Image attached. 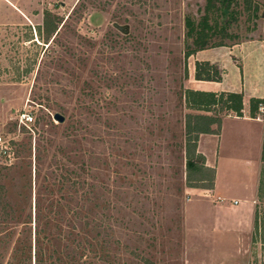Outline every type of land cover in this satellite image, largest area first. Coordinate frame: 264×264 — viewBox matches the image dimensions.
Masks as SVG:
<instances>
[{
  "label": "rangeland",
  "instance_id": "obj_1",
  "mask_svg": "<svg viewBox=\"0 0 264 264\" xmlns=\"http://www.w3.org/2000/svg\"><path fill=\"white\" fill-rule=\"evenodd\" d=\"M51 2L0 24V135L12 152L0 157V264H35L37 219L42 264H187L188 115L196 127L207 121L194 115L236 113L188 104L186 18L208 15L210 50L264 43V0H232L228 17L220 0L210 11L207 0ZM23 109L33 131L18 123ZM258 208L246 264H264V197Z\"/></svg>",
  "mask_w": 264,
  "mask_h": 264
},
{
  "label": "crops",
  "instance_id": "obj_2",
  "mask_svg": "<svg viewBox=\"0 0 264 264\" xmlns=\"http://www.w3.org/2000/svg\"><path fill=\"white\" fill-rule=\"evenodd\" d=\"M44 3L52 2L0 0V24L31 21ZM245 55L253 57L255 63L250 76ZM192 56L194 63L209 61L222 70L221 81L194 79L192 88L243 92L245 104L244 116L225 115L218 133L199 135L197 151L205 156L206 165L216 170L215 186L188 188L183 209L186 263L246 264L259 202L264 141V104L259 117L254 118L246 101L250 103L252 97L264 99V43L204 49ZM235 58L241 60V67ZM241 168L243 176L238 172Z\"/></svg>",
  "mask_w": 264,
  "mask_h": 264
},
{
  "label": "trees",
  "instance_id": "obj_3",
  "mask_svg": "<svg viewBox=\"0 0 264 264\" xmlns=\"http://www.w3.org/2000/svg\"><path fill=\"white\" fill-rule=\"evenodd\" d=\"M232 0H220L222 4V11L225 17L230 16V6ZM250 1V0H249ZM214 3V0H207V10L210 11ZM44 33L47 37V41L50 40L52 33L57 30L56 19L57 16L49 9L44 11ZM186 37L193 39V44L186 45L185 56L189 58L195 52L209 48L210 34H209V22L208 15H204L200 22L197 24L194 19L190 16L186 18ZM41 29V28H39ZM224 31L226 29H223ZM223 42L218 43L215 46H223ZM195 78L197 80H208V81H221L222 74L217 66L211 64L208 61H197L196 62V73ZM186 99L189 105L194 108L200 109L205 106H218L220 111L235 112L238 116H243L244 111V93L243 92H207L195 89H187ZM264 104V99L252 97L250 99V113L252 117H256L260 113V109ZM188 115L187 120V143H186V155H187V184L189 187L213 189L215 186L216 170L212 167H208L205 162V156L197 151V142L199 135L202 133H218L221 128L222 117L221 116H209V115H194L197 119L206 120V124H199L196 127L192 126L191 117ZM216 124L218 130L211 127ZM194 135V136H193ZM262 161L264 163V141L262 151ZM194 173H197L196 177ZM207 175H210L207 178ZM201 182L198 185H193L192 182ZM205 184L204 182H207ZM203 182V183H202ZM258 197L261 199L264 197V167L262 166ZM259 208H257L255 216V230L260 227V216ZM36 231H35V264H42L44 260V249L41 242V223L39 219L36 220ZM264 243V234L262 237ZM32 250V247H31Z\"/></svg>",
  "mask_w": 264,
  "mask_h": 264
},
{
  "label": "built area",
  "instance_id": "obj_4",
  "mask_svg": "<svg viewBox=\"0 0 264 264\" xmlns=\"http://www.w3.org/2000/svg\"><path fill=\"white\" fill-rule=\"evenodd\" d=\"M18 123L20 127L33 131V127L36 124V117L31 111L23 109L18 116ZM11 147L4 136L0 135V157L7 159L11 157Z\"/></svg>",
  "mask_w": 264,
  "mask_h": 264
},
{
  "label": "water",
  "instance_id": "obj_5",
  "mask_svg": "<svg viewBox=\"0 0 264 264\" xmlns=\"http://www.w3.org/2000/svg\"><path fill=\"white\" fill-rule=\"evenodd\" d=\"M54 118L59 122H64L65 117L61 113H55Z\"/></svg>",
  "mask_w": 264,
  "mask_h": 264
}]
</instances>
